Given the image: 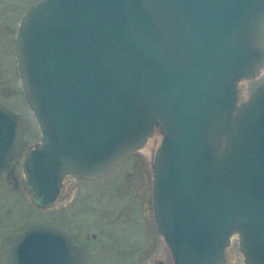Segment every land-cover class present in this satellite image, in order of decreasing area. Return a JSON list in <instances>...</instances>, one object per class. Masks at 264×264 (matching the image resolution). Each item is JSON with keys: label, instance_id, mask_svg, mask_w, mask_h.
<instances>
[{"label": "water", "instance_id": "obj_1", "mask_svg": "<svg viewBox=\"0 0 264 264\" xmlns=\"http://www.w3.org/2000/svg\"><path fill=\"white\" fill-rule=\"evenodd\" d=\"M16 53L42 135L23 163L39 204L158 130L154 217L175 263L225 264L236 235L247 264H264V83L239 100L264 68V0H45L26 9ZM24 128L0 107V173ZM73 242L29 228L1 264H92Z\"/></svg>", "mask_w": 264, "mask_h": 264}, {"label": "flooded vegetation", "instance_id": "obj_2", "mask_svg": "<svg viewBox=\"0 0 264 264\" xmlns=\"http://www.w3.org/2000/svg\"><path fill=\"white\" fill-rule=\"evenodd\" d=\"M44 1L45 0H0V87H3L5 92L8 93L7 95L2 94L0 96V107L4 109V111H9L17 116L25 124V128L22 131L23 134L20 137L22 148L19 149V154L13 158L9 162L8 167L0 173V264L5 245L9 241L21 236L25 230L33 227H54L64 231L68 236L73 238V244L76 247L86 251L92 264H98L97 252L95 250L98 247L100 249L103 248L105 251L108 249L113 255H119V258L116 257L115 259L124 260L121 262L123 264H132L135 256L138 257L139 264H176L170 250L159 234L155 223L152 166L150 160L138 158L139 161L135 162L136 164L133 165V173L127 174V182L129 186L133 185V188H131L136 191V198H126V200L122 202L123 206L125 205V207H127V211L123 221L110 224V226L113 227L110 232L114 233V235L107 237L108 240L98 241H96V235L92 234L89 237L86 235L87 241L91 238L94 242L96 241L99 243V246L94 249L82 243L81 240L77 239L78 237L68 229L69 218L73 217L71 211L74 212L73 209L70 210L69 205L72 204L71 202H74L75 199L74 209L78 211V216L80 218H82L83 214V211L80 209L83 201L80 197L82 194L84 196L85 191L81 189L80 195L77 197L78 184L83 182L81 184H83L82 188H84L85 183H94L102 178L110 176L119 167L128 163L131 158L135 157V154L141 150L132 153L126 160L111 167L108 171L98 176L83 178L73 174L65 175L60 180L61 186L53 203H48L46 205L39 204L36 196L30 190L23 163L32 154L33 143L42 140V136L36 118L22 89L16 45L18 41V29L26 9ZM14 70H16V75L14 74ZM5 74L8 76L6 79L4 78ZM15 76L18 78L20 92L22 93V96L19 97L9 95L12 84H16ZM3 89H0V93H4L2 92ZM156 135L159 138L160 133L158 130H155L153 137ZM148 147V155H150L151 152V157L153 158L157 149L153 151L151 146L148 145ZM149 173L151 174L149 175ZM136 179H138L141 184L138 185V183H135ZM148 193L150 195L149 198L147 197ZM109 198H113L114 201L116 200L114 194ZM105 199H107L106 196ZM128 206L130 207L129 210ZM76 211L73 215H77ZM79 211H81V213ZM140 211H143L142 215ZM55 212L59 214V218L57 217L54 220L53 215ZM105 216L107 215L104 210L102 219H104ZM73 220H75L74 217ZM117 224H119L120 227L117 226ZM121 231L126 234L127 246L122 244L121 239L124 234L120 233ZM122 248H127V251L124 252L121 250ZM235 248L240 253L238 241L233 243L231 240L226 250L231 252V254L224 257L225 264H232V259L235 264H247L245 258L241 254L235 255ZM48 252L49 251L46 249L45 261L53 260V256L48 255ZM61 257H65L63 249H61Z\"/></svg>", "mask_w": 264, "mask_h": 264}, {"label": "rangeland", "instance_id": "obj_3", "mask_svg": "<svg viewBox=\"0 0 264 264\" xmlns=\"http://www.w3.org/2000/svg\"><path fill=\"white\" fill-rule=\"evenodd\" d=\"M14 74L16 75V70H14ZM5 79L8 78V76L5 74ZM16 84H12L10 88V96L19 97L22 96L20 92V86L18 82L17 76L14 77ZM264 83V68L260 71V74L254 78L253 80H247L241 83L240 90L242 94V98H239L241 102L247 101L256 90L257 86H260ZM0 89H3V87H0ZM4 93H0V96L2 94L7 95L8 93L5 92V89L2 90ZM161 141V135H159V138L154 136L153 138H150L146 145L141 149L140 152L135 154V157L131 158V160L128 163H125L123 166L119 167L114 173H112L110 176H107L105 178H102L96 182L92 183H85L84 188H82L83 182L78 184V195L79 197L81 189H84L85 194L81 195L80 199L83 201L81 210L83 211L82 218L78 216V211L74 209V204L76 202V199L74 202H71L72 204L69 205L70 210L73 209L74 212L76 211L77 215H73L74 212L71 211V215L75 218L73 220V217L69 218V227L71 233L76 235L78 237L77 239L81 240L82 243L89 245L92 248H96L99 246V243L96 242L98 240H108L107 237L114 235V233L110 232L113 227L110 226V224H116L118 222H121L125 218L126 209L125 205L123 206L122 202H124L130 197H135V190L132 189L133 185L129 186L127 182V174L133 173V165L136 164L135 162L139 161L138 158L146 159L151 161V152L150 155H148L149 146H151L152 150H156L159 148ZM148 147V148H147ZM153 154V153H152ZM137 155V156H136ZM151 170V169H150ZM151 173H149L150 175ZM139 179V177H138ZM136 179L135 183L141 184V182ZM140 182V183H139ZM132 187V188H131ZM83 191V192H84ZM107 191V192H106ZM82 192V193H83ZM106 192V193H103ZM110 193V194H109ZM96 194V197H95ZM112 194L115 195L116 200L114 201L113 198H109ZM105 196L107 199H105ZM149 193L147 194V197L149 198ZM97 198V199H95ZM79 199V198H78ZM81 201V202H82ZM113 202V203H111ZM138 202V200H137ZM130 207L128 206V210ZM106 212V220L105 217L102 219L103 212ZM81 213V211H79ZM141 215L143 214V211H140ZM59 218V214H56V212L53 215V219ZM98 219V220H97ZM105 220V221H104ZM110 221V222H109ZM117 226L120 227L119 224ZM123 233L122 237V244L127 246V238L125 232ZM92 234L96 235V241L94 242L93 239L89 238V241L86 239V235L91 236ZM232 242L235 243L238 241V238L236 235H234L231 238ZM146 246V245H145ZM144 246V247H145ZM97 254V262L98 264H123L124 260H117L116 257L119 258V255H113L108 251V249L105 251L100 249L99 247L95 249ZM124 252L127 251V248H122ZM235 255H239L240 253L235 248ZM136 255V254H135ZM138 255V253H137ZM128 256V255H127ZM138 257L135 256L132 264H139Z\"/></svg>", "mask_w": 264, "mask_h": 264}]
</instances>
